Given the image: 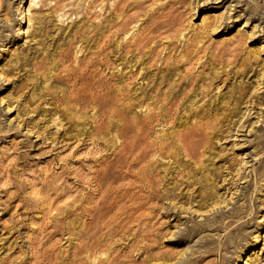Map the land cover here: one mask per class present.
<instances>
[{"label":"rangeland","instance_id":"rangeland-1","mask_svg":"<svg viewBox=\"0 0 264 264\" xmlns=\"http://www.w3.org/2000/svg\"><path fill=\"white\" fill-rule=\"evenodd\" d=\"M91 1L60 0L62 11L54 12L56 0H0V259L22 244L12 229L21 202L45 171L58 172L53 148L67 121L46 89L58 48L84 22ZM99 3L105 12L90 11L106 16L114 0ZM156 3L168 4L178 19L177 54L188 39L203 47L190 69L209 94L201 106L214 130L206 132L195 161L153 158L160 179L175 176L177 165L187 167L176 180L163 179L160 189L172 192L145 206L141 221L115 237L116 264H264V0H128L127 10L140 21ZM135 73L143 74V64ZM137 79L133 101L143 89ZM91 115L80 123L90 126ZM144 115L135 106L129 119ZM180 118L175 122H187ZM167 130L152 127V138L165 139ZM34 216H26L25 226Z\"/></svg>","mask_w":264,"mask_h":264},{"label":"bare ground","instance_id":"bare-ground-1","mask_svg":"<svg viewBox=\"0 0 264 264\" xmlns=\"http://www.w3.org/2000/svg\"><path fill=\"white\" fill-rule=\"evenodd\" d=\"M99 1L87 5L84 22L58 48L57 70L46 89L50 105L67 121L53 150L58 157L68 154L56 157L58 172L45 171L38 188L21 202L24 211L12 229L22 244L0 264H116L115 237L141 221L145 206L172 192L160 189L163 179L176 180L187 167L177 165L175 176L160 179L153 158L172 165L179 155L195 161L207 144L206 132L214 130L204 122L201 106L209 94L190 69L203 47L188 39L177 54L172 37L178 19L168 4L143 9L136 21L138 13H129L128 0H114L106 16L90 11H106ZM59 2L54 12L62 11ZM142 64L143 74H136ZM138 77L143 89L133 101L131 86ZM135 106L143 107L142 119H129ZM89 113L90 126L80 123ZM179 115L187 122L176 123ZM152 127L168 129L165 139L152 138ZM31 213L34 223L28 227L23 222Z\"/></svg>","mask_w":264,"mask_h":264}]
</instances>
